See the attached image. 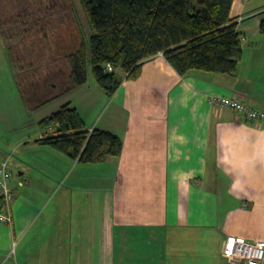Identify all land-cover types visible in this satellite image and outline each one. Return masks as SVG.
Returning <instances> with one entry per match:
<instances>
[{"label": "crops", "instance_id": "0c3cea01", "mask_svg": "<svg viewBox=\"0 0 264 264\" xmlns=\"http://www.w3.org/2000/svg\"><path fill=\"white\" fill-rule=\"evenodd\" d=\"M231 17L244 37L235 77H183L159 55L110 98L112 120L85 121L88 130L121 138L124 149L94 165L64 154L65 214L36 196L41 187L56 188L52 160L40 157L56 151L40 142L47 128L20 141L23 169L12 187L13 224L0 225V264H232L222 254L226 238L264 241V123L215 103L238 97L264 112V6L235 0ZM94 212L99 227L92 232Z\"/></svg>", "mask_w": 264, "mask_h": 264}, {"label": "trees", "instance_id": "16d2710c", "mask_svg": "<svg viewBox=\"0 0 264 264\" xmlns=\"http://www.w3.org/2000/svg\"><path fill=\"white\" fill-rule=\"evenodd\" d=\"M234 1L83 0L93 30L89 47L97 85L113 98L125 80H138L144 64L159 55L183 77L194 71L235 77L244 56V37L231 17ZM86 55L87 45L81 40L79 49L66 56L71 64L66 92L87 83ZM108 65L112 72L106 70ZM40 125L56 129L40 142L83 164L104 163L124 149L122 139L111 132L91 133L71 103Z\"/></svg>", "mask_w": 264, "mask_h": 264}, {"label": "rangeland", "instance_id": "374dc122", "mask_svg": "<svg viewBox=\"0 0 264 264\" xmlns=\"http://www.w3.org/2000/svg\"><path fill=\"white\" fill-rule=\"evenodd\" d=\"M255 2L264 6V0ZM92 35L83 0H0V159L4 154L13 156L9 164L13 173L11 188L17 186L23 169L19 164L23 160L19 147L26 145H19L20 141L37 137V126L48 115L71 103L91 127L101 120H112L114 100L105 95L92 73L89 47ZM81 40L87 45L88 80L81 89L66 92L71 72L66 56L79 49ZM52 83L58 85L54 95L47 98ZM46 98L48 103L39 107V99L44 102ZM53 152L52 155L44 152L40 157L52 160L55 167H51V175L56 188L47 193L46 186L41 187L36 196L40 201L48 199L50 209L63 213L68 193L65 165L70 159L64 153ZM42 168L40 171L47 173V167ZM34 174L40 173L37 170ZM91 178L92 183L98 180L96 175ZM78 196L76 192V205ZM94 213L92 232L99 227Z\"/></svg>", "mask_w": 264, "mask_h": 264}, {"label": "built area", "instance_id": "2783aa9c", "mask_svg": "<svg viewBox=\"0 0 264 264\" xmlns=\"http://www.w3.org/2000/svg\"><path fill=\"white\" fill-rule=\"evenodd\" d=\"M106 70L112 72L113 68L108 65ZM215 103L222 109L234 110L239 117L247 121L264 123V112L238 97H219ZM47 131L48 134L44 138L55 135L56 129L50 125L47 127ZM93 131L94 129L90 130L91 133ZM12 177L13 173L9 162L0 160V225L11 226L14 221L10 208L14 200V191L10 185ZM222 254L232 264H263L264 241L250 242L238 237H228L224 242Z\"/></svg>", "mask_w": 264, "mask_h": 264}]
</instances>
